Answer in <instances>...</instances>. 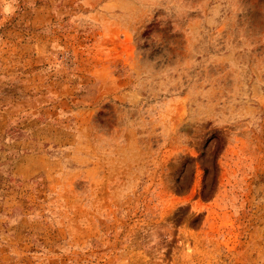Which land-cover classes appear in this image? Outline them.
<instances>
[{
    "label": "rangeland",
    "instance_id": "1",
    "mask_svg": "<svg viewBox=\"0 0 264 264\" xmlns=\"http://www.w3.org/2000/svg\"><path fill=\"white\" fill-rule=\"evenodd\" d=\"M0 264H264V0H0Z\"/></svg>",
    "mask_w": 264,
    "mask_h": 264
}]
</instances>
